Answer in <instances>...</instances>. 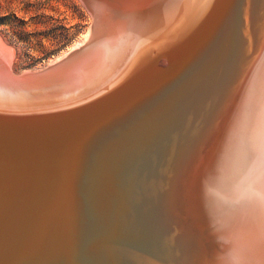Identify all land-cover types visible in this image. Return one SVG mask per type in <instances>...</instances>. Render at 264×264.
<instances>
[{"label": "bare ground", "instance_id": "bare-ground-1", "mask_svg": "<svg viewBox=\"0 0 264 264\" xmlns=\"http://www.w3.org/2000/svg\"><path fill=\"white\" fill-rule=\"evenodd\" d=\"M86 3L45 68L0 42V260L264 264V0ZM74 117L116 134L47 131Z\"/></svg>", "mask_w": 264, "mask_h": 264}, {"label": "rangeland", "instance_id": "rangeland-1", "mask_svg": "<svg viewBox=\"0 0 264 264\" xmlns=\"http://www.w3.org/2000/svg\"><path fill=\"white\" fill-rule=\"evenodd\" d=\"M92 22L82 0H0V42L7 51L13 49L11 65L17 75L65 55L84 41Z\"/></svg>", "mask_w": 264, "mask_h": 264}, {"label": "water", "instance_id": "water-1", "mask_svg": "<svg viewBox=\"0 0 264 264\" xmlns=\"http://www.w3.org/2000/svg\"><path fill=\"white\" fill-rule=\"evenodd\" d=\"M84 2V4L86 5V7L90 10V12H92V15H93V22H92V34H91V39L93 38L94 36V32L96 31L97 29V24L100 23V19L98 20L97 19V15H96V12H95V8L93 10V8L91 7V5H87L86 3V0H82ZM91 2V1H90ZM93 4L94 6V3H91ZM103 12H104V9H103ZM102 12V14H103ZM95 14V15H94ZM96 16V17H95ZM99 21V22H98ZM99 32V31H98ZM89 44V43H88ZM94 44V43H93ZM159 43L156 44V45H152L150 50L152 51V53H154V55L156 56V53H157V50L159 48ZM88 46V45H87ZM87 46H82L80 48H77L76 50H74V52H72L70 55L67 56V59L70 58L72 56L73 57H76L78 55H81L82 53H84V51L86 50V47ZM79 53V54H77ZM74 54H77L76 56H73ZM168 53H165L163 54L161 57H156L158 58V63H162V60L165 59V58H168ZM159 65V64H158ZM170 65L168 64L167 66L163 67L165 69H167ZM49 68V67H48ZM47 69V68H46ZM45 69V70H46ZM44 70V71H45ZM106 94H101L99 96H96L95 100H98V99H102L105 97ZM81 117V116H80ZM80 117H74V118H71V119H67V120H64L63 122H60V123H56V124H59L57 127H52V128H49L47 131L50 132V133H53L55 131H60V132H55V133H59V134H56L60 137H65V135L70 139V141H72L73 143H76V139L80 138V139H85V138H90V137H94L98 134H102L104 137H110V136H115L116 133H113V131L111 130V125L110 126H107V125H104L102 127H99L98 129H92V128H95L93 125L91 124H85V120L87 119V117L82 120H80L79 118ZM79 119V120H77ZM82 122V124H80ZM103 123V122H102ZM82 125V126H81ZM90 126H93V127H90ZM98 126V125H97ZM156 130H152L151 131V138L152 139H155L158 134H155ZM42 140H46V142H51L49 141V139H42ZM57 142V141H56ZM80 145V142L78 143ZM43 214H39L37 215V217L39 218V222H41V217H42ZM33 222V221H31ZM34 226V224L32 225ZM41 256V255H40ZM7 259H1L0 260V264H7L6 263ZM183 260H181L182 262ZM10 261H8V264ZM184 262V261H183ZM182 262V263H183ZM181 263V264H182ZM21 264V263H20ZM29 264H36V263H29Z\"/></svg>", "mask_w": 264, "mask_h": 264}, {"label": "snow or ice", "instance_id": "snow-or-ice-1", "mask_svg": "<svg viewBox=\"0 0 264 264\" xmlns=\"http://www.w3.org/2000/svg\"><path fill=\"white\" fill-rule=\"evenodd\" d=\"M262 198H264V197H262Z\"/></svg>", "mask_w": 264, "mask_h": 264}]
</instances>
